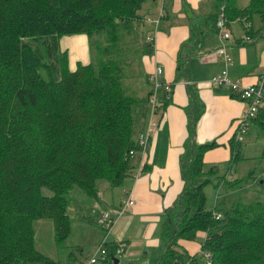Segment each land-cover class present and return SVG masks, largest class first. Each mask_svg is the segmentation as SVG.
Segmentation results:
<instances>
[{
    "label": "trees",
    "instance_id": "16d2710c",
    "mask_svg": "<svg viewBox=\"0 0 264 264\" xmlns=\"http://www.w3.org/2000/svg\"><path fill=\"white\" fill-rule=\"evenodd\" d=\"M142 2L0 0V264H62L37 251L33 222L51 219L60 243L69 231L67 194L72 189L97 200L99 181L118 187L138 169L141 151L135 123L145 115L153 92L141 104L127 95L116 62L121 35L132 26ZM216 3L214 26L224 5L226 25L238 19L244 43L264 37V0H248L245 7L239 0ZM254 15L261 22L258 31L248 27ZM77 35L88 38L95 59L78 62L71 71L69 53L60 41ZM203 35V28L192 21L189 42L198 43ZM104 37L108 43L102 47ZM145 49L153 52L151 42ZM185 63L181 56V76H186ZM231 65L232 60L224 71ZM159 100L161 108L168 104L163 91ZM191 105L196 106L190 140L180 162L185 188L165 211L157 264H264L263 202L228 207L216 199L213 208H207L204 189L223 176L216 166L206 168L203 163V155L217 143L193 142L201 106L194 98ZM252 122L264 132V107ZM237 132L238 124L230 142L233 160L243 142L236 141ZM257 178L264 188V173ZM42 188L51 192L49 196ZM198 233L205 237L199 253L191 255L178 242L195 241ZM103 245L108 259L99 263L112 264L121 245Z\"/></svg>",
    "mask_w": 264,
    "mask_h": 264
},
{
    "label": "crops",
    "instance_id": "0c3cea01",
    "mask_svg": "<svg viewBox=\"0 0 264 264\" xmlns=\"http://www.w3.org/2000/svg\"><path fill=\"white\" fill-rule=\"evenodd\" d=\"M151 1L159 3L153 5L154 9L151 13L157 18L150 17V22L152 18L154 19L152 23L155 27L149 23V30L145 33V42L146 44L151 42L153 52L142 53L141 62L146 74L145 79L149 85H152L149 81L150 74L157 67L162 69L160 80L171 87L170 99L167 100L168 104L164 108H161L160 105L154 112L151 111V107L148 110L150 101L148 102L147 111L142 116L135 138L138 134L145 132L149 124H152L150 128L153 135L150 137L144 153L140 156L138 169L134 172L135 174L122 183L121 191L114 199H110L106 192H104L103 198V194H101L103 190L98 189L97 201L104 203L103 209L109 210L106 213L113 214L121 205L125 194L131 192L134 206L129 213L124 214L125 216L122 215L119 217L120 219H115L111 226V228L114 226L111 242L106 243L124 245L126 249L131 241H137L140 248L145 247L146 250L151 251L156 249L159 254V241L165 211L174 205L185 188L181 178L180 162L190 140L189 123L196 106L190 109L192 98L197 100V107L201 106L195 124L193 142L197 145L217 143L218 146L215 149L209 150L203 155V163L218 168V163L212 158H220L222 163L233 160L230 142L236 131L238 119L247 109V104L237 97L231 96L228 89L213 86V80L225 70L224 61L217 55V50L221 48V44H225L223 48L228 54L230 52L232 65L227 68L230 80L239 81L243 86L255 85L262 75L257 74V66L248 60L244 47L254 45L261 37L253 39L251 43H244L242 41L245 36L243 26L238 19H235L230 21L226 28L231 29V24L238 21L243 30V37L233 45H230L231 37L225 43L219 37L218 46L219 43L220 46L218 47L215 44H210L208 39L214 34L219 36L217 28L214 26L217 15L216 0ZM245 1L248 0H239L241 7L247 5L244 4ZM192 21L198 25L199 29L203 28L204 35L198 43L189 42ZM231 35L233 34L231 33ZM69 38L81 40L83 51L85 50L87 40L84 35L66 37L65 40ZM233 48H239V50L232 51L234 59L231 57ZM64 49L73 57L76 46L70 44ZM181 56L186 60V76L177 73L178 59ZM78 62L88 64L84 53L75 55L72 63L77 64ZM151 91L152 89L149 93ZM143 167L147 169L145 172L142 170ZM220 174L223 176L224 173ZM109 187L106 186L105 189ZM102 216V213L93 215V223L98 227H101L98 221ZM159 225L160 233L157 237L155 232ZM204 237L205 234L198 233L194 242L179 240L178 244L186 252L194 255L199 253ZM100 241L103 242L101 237Z\"/></svg>",
    "mask_w": 264,
    "mask_h": 264
},
{
    "label": "rangeland",
    "instance_id": "374dc122",
    "mask_svg": "<svg viewBox=\"0 0 264 264\" xmlns=\"http://www.w3.org/2000/svg\"><path fill=\"white\" fill-rule=\"evenodd\" d=\"M141 1L142 0H139V2ZM154 4L158 5L159 3H154L151 0H143L142 7L135 11L136 17L131 23L132 26L126 29L121 35L123 40H119L122 52L119 54L118 62L116 63L122 71L121 87L127 95L136 99L140 104L152 89V85H149L145 79L146 74L141 62V55L146 52V49L144 50L146 46L145 33L149 30V25L153 24L152 20L157 18L154 14L151 15ZM244 4H248V1H245ZM150 17H154V19H151V22ZM142 22H144L143 25ZM152 26L155 27L154 24ZM260 26L261 22L259 17L254 15L251 19L250 27L253 31H256ZM226 31L231 37L229 40L230 45H233L238 39L243 37V30L238 21L233 22L231 24V29L228 27ZM231 33L233 35H231ZM66 37L68 36H65L60 41V47L63 50H65L64 47L66 48L70 44H75L76 46L73 57L72 54H69V69L71 71L76 69V64L72 63L75 59V55H83L84 53L88 63L92 60L94 61L95 56L94 58L90 57L88 38L86 36L87 43L84 51L81 40L70 38L65 40ZM106 37L101 39L103 44L102 47L108 43ZM208 39L210 40V44L218 46L219 36L217 34L208 37ZM224 46L225 44H221V47ZM237 49L239 50V48H233L231 50L232 59H234L232 51H236ZM244 49L247 51L248 60L254 66H257V74L260 73V75L264 76V37L256 41L254 45L246 46ZM150 99H152V97ZM150 107L151 104L148 105V110ZM154 111L155 110H153V112ZM142 116L143 115L137 117L135 123L136 133L138 132V126H140ZM99 126L103 128V124H99ZM247 133V135L243 136V142L237 153L238 156L234 158V160L222 163L220 158H212L218 163L219 172L224 174L221 179H217L213 184L205 187L208 209L213 208L216 199H218V203L220 201L221 203L226 202L228 207L235 203H242V201L245 204H253L256 202L264 203V188L257 185V177L264 173V132L252 122ZM205 167L207 168L209 165L205 164ZM236 180H241L243 182L240 185L229 186ZM106 186L109 187L105 181H99L97 185L98 189L103 190V193H101L103 194V198L105 196L104 192L109 195L110 199H114L119 191H121V186L105 189ZM41 193L45 196H49L51 192L46 188H42ZM67 196L70 198V203L67 208L70 226L67 235L60 243H57L58 241H55L54 225L51 219L34 221L35 247L41 254L59 261L62 264L69 262H74V264H87L89 258L96 251L97 246L102 243L100 237L103 239V242H111L110 238L114 226L109 231H105L104 228L98 227L93 223V215L109 212V210L103 209V202H98L88 197L76 187L72 189ZM159 233L160 225L155 232L157 237ZM196 241L199 242L198 240ZM160 243L161 241H159V244ZM115 255L116 257L114 258L118 261L117 264H157L156 262L159 254L158 251L156 252V249H154V251L146 250L145 247L140 248L137 241H131L126 249L123 245L121 253ZM112 264H114L113 261Z\"/></svg>",
    "mask_w": 264,
    "mask_h": 264
},
{
    "label": "built area",
    "instance_id": "2783aa9c",
    "mask_svg": "<svg viewBox=\"0 0 264 264\" xmlns=\"http://www.w3.org/2000/svg\"><path fill=\"white\" fill-rule=\"evenodd\" d=\"M218 19L216 23V28L219 37L222 41L229 39L230 35L226 31V19L224 14V5L219 8ZM217 55L223 59L226 65L231 64V58L226 53L223 47L217 50ZM162 75V69L160 67L155 68L153 73L149 76V81L152 83V99H150L151 111L157 110L161 105L159 100V93L163 91L166 96V101L170 99L171 87L165 83H162L160 77ZM213 86L215 88H226L231 91L239 100L244 101L247 104V109L243 112L241 117L238 119V132L236 135V141H242L243 136L247 134L248 128L257 112L264 107V76L260 77L259 82L255 85L243 86L239 81H232L229 79L227 71H223L221 75L213 80ZM152 124H149L145 132L140 133L137 138V143L140 148L141 154L144 153L150 137L153 135L152 129L150 128ZM130 155L134 152L130 151ZM134 206V199L131 192L125 194L121 205L115 210L113 214L105 213L99 221V224L105 231H109L115 219L120 216L127 214L131 211ZM104 242L100 243L94 254L88 260L87 264H97L99 262H105L108 259V252L104 247ZM122 246H120L117 254H120Z\"/></svg>",
    "mask_w": 264,
    "mask_h": 264
},
{
    "label": "water",
    "instance_id": "95a60500",
    "mask_svg": "<svg viewBox=\"0 0 264 264\" xmlns=\"http://www.w3.org/2000/svg\"><path fill=\"white\" fill-rule=\"evenodd\" d=\"M114 259H115V258H112L113 263H114V264H117L118 261H117V260H114Z\"/></svg>",
    "mask_w": 264,
    "mask_h": 264
}]
</instances>
